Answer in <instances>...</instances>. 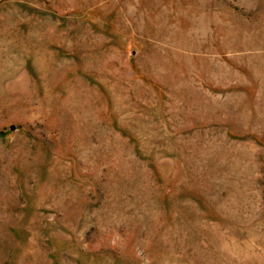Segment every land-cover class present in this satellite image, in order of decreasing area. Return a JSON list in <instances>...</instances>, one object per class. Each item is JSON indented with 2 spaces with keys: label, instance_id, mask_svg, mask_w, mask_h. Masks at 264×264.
Returning a JSON list of instances; mask_svg holds the SVG:
<instances>
[{
  "label": "rangeland",
  "instance_id": "rangeland-1",
  "mask_svg": "<svg viewBox=\"0 0 264 264\" xmlns=\"http://www.w3.org/2000/svg\"><path fill=\"white\" fill-rule=\"evenodd\" d=\"M0 264H264V0H0Z\"/></svg>",
  "mask_w": 264,
  "mask_h": 264
}]
</instances>
